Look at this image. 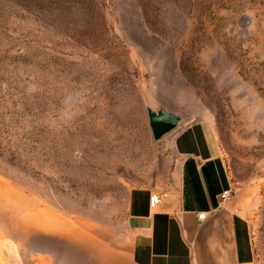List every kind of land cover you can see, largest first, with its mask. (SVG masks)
I'll return each mask as SVG.
<instances>
[{"label": "rangeland", "instance_id": "374dc122", "mask_svg": "<svg viewBox=\"0 0 264 264\" xmlns=\"http://www.w3.org/2000/svg\"><path fill=\"white\" fill-rule=\"evenodd\" d=\"M149 110L212 127L264 264V0H0L3 262L37 203L120 218L169 151Z\"/></svg>", "mask_w": 264, "mask_h": 264}, {"label": "crops", "instance_id": "0c3cea01", "mask_svg": "<svg viewBox=\"0 0 264 264\" xmlns=\"http://www.w3.org/2000/svg\"><path fill=\"white\" fill-rule=\"evenodd\" d=\"M168 135L160 141L169 151L131 187L125 210H116L120 218H71L35 204L34 227L24 232L34 240L26 236L31 250L20 252L21 263L257 264L233 191L221 198L231 181L212 127L193 124ZM153 194L160 197L154 208Z\"/></svg>", "mask_w": 264, "mask_h": 264}, {"label": "water", "instance_id": "95a60500", "mask_svg": "<svg viewBox=\"0 0 264 264\" xmlns=\"http://www.w3.org/2000/svg\"><path fill=\"white\" fill-rule=\"evenodd\" d=\"M148 115L152 135L155 140H159L167 133L175 130L180 122L178 115L163 110L159 112L149 110Z\"/></svg>", "mask_w": 264, "mask_h": 264}, {"label": "built area", "instance_id": "2783aa9c", "mask_svg": "<svg viewBox=\"0 0 264 264\" xmlns=\"http://www.w3.org/2000/svg\"><path fill=\"white\" fill-rule=\"evenodd\" d=\"M231 196H232V189L224 190V191L222 192V194H221V198H222L223 200H226V199H228V198L231 197ZM159 202H160V197H159L158 195H156V194L151 195V197H150V206H151L152 208H154L155 206H157V205L159 204ZM205 216H206V213L203 212V213H200V214L198 215V218H199V219H204Z\"/></svg>", "mask_w": 264, "mask_h": 264}]
</instances>
